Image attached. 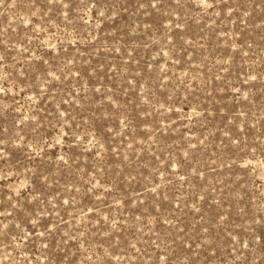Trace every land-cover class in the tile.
I'll return each mask as SVG.
<instances>
[{
    "label": "rangeland",
    "instance_id": "obj_1",
    "mask_svg": "<svg viewBox=\"0 0 264 264\" xmlns=\"http://www.w3.org/2000/svg\"><path fill=\"white\" fill-rule=\"evenodd\" d=\"M0 264H264V0H0Z\"/></svg>",
    "mask_w": 264,
    "mask_h": 264
}]
</instances>
